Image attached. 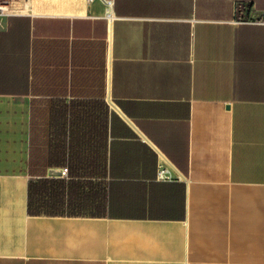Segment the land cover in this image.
I'll return each mask as SVG.
<instances>
[{"label":"crops","instance_id":"crops-1","mask_svg":"<svg viewBox=\"0 0 264 264\" xmlns=\"http://www.w3.org/2000/svg\"><path fill=\"white\" fill-rule=\"evenodd\" d=\"M108 1L4 0L0 264H264V0ZM33 72L115 113L102 216L28 214Z\"/></svg>","mask_w":264,"mask_h":264},{"label":"trees","instance_id":"trees-1","mask_svg":"<svg viewBox=\"0 0 264 264\" xmlns=\"http://www.w3.org/2000/svg\"><path fill=\"white\" fill-rule=\"evenodd\" d=\"M32 87L36 95L35 72ZM114 117L104 97L74 102L53 98L42 101L35 96L29 140V215L104 214L105 193L98 178L106 171ZM50 169L61 170V175L50 176ZM85 184L91 194L84 198Z\"/></svg>","mask_w":264,"mask_h":264},{"label":"built area","instance_id":"built-area-1","mask_svg":"<svg viewBox=\"0 0 264 264\" xmlns=\"http://www.w3.org/2000/svg\"><path fill=\"white\" fill-rule=\"evenodd\" d=\"M7 15H8V11L5 2L4 0H0V26H4L3 21L7 17ZM250 22L256 24H264V15L260 19H253V20L243 19L240 23H250ZM171 170H172L171 164L166 160L165 157L160 156V161L158 165L159 177L165 180L174 179L172 177ZM63 174L64 175L66 174V169H63Z\"/></svg>","mask_w":264,"mask_h":264},{"label":"bare ground","instance_id":"bare-ground-1","mask_svg":"<svg viewBox=\"0 0 264 264\" xmlns=\"http://www.w3.org/2000/svg\"><path fill=\"white\" fill-rule=\"evenodd\" d=\"M102 1H103V0H102ZM103 2H104L105 5H106V15H108V16H112V14H113V7H112L110 1H107V2L103 1Z\"/></svg>","mask_w":264,"mask_h":264},{"label":"water","instance_id":"water-1","mask_svg":"<svg viewBox=\"0 0 264 264\" xmlns=\"http://www.w3.org/2000/svg\"><path fill=\"white\" fill-rule=\"evenodd\" d=\"M103 1L107 2L108 0H103ZM49 175L50 176L61 175V170H59V169H50Z\"/></svg>","mask_w":264,"mask_h":264},{"label":"rangeland","instance_id":"rangeland-1","mask_svg":"<svg viewBox=\"0 0 264 264\" xmlns=\"http://www.w3.org/2000/svg\"><path fill=\"white\" fill-rule=\"evenodd\" d=\"M89 1V0H88ZM15 10V9H14ZM35 98V95L33 94L30 98H29V101H30V105H31V102L32 100Z\"/></svg>","mask_w":264,"mask_h":264}]
</instances>
